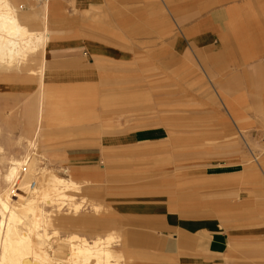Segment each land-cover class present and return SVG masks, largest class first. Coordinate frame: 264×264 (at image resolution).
I'll list each match as a JSON object with an SVG mask.
<instances>
[{
    "label": "crops",
    "instance_id": "crops-1",
    "mask_svg": "<svg viewBox=\"0 0 264 264\" xmlns=\"http://www.w3.org/2000/svg\"><path fill=\"white\" fill-rule=\"evenodd\" d=\"M4 2L3 12L11 11L29 31L23 40L32 46L23 57L1 52L0 80L15 79L19 88L29 81L31 90L37 82L43 89L31 92L19 110L32 139L43 137L48 144L49 132L42 129L67 116L82 114L86 121L109 124L101 134L94 128L72 135L98 141L63 143L69 145L61 164L73 178L98 181L107 169L114 177L112 171L144 161L140 146L173 138L172 193L148 192L142 185L129 193L116 178L110 196H93L94 205L108 203L123 221L127 242L163 264H264V162L255 155L264 130V0H47L27 12L19 5L29 0ZM7 37L0 31V38ZM14 38L20 42L19 35ZM184 73L203 75L213 94L207 98L210 110L183 119ZM135 75H148V87L156 91L152 104L159 109L148 112L155 125L134 128V122L146 119L118 112L119 91L135 88ZM97 91L109 93L108 119L95 117ZM183 122L190 137L225 139L209 151L222 157L183 167L178 140ZM4 141L0 136V144ZM35 142L28 144L34 148Z\"/></svg>",
    "mask_w": 264,
    "mask_h": 264
},
{
    "label": "rangeland",
    "instance_id": "rangeland-1",
    "mask_svg": "<svg viewBox=\"0 0 264 264\" xmlns=\"http://www.w3.org/2000/svg\"><path fill=\"white\" fill-rule=\"evenodd\" d=\"M26 5L27 7H25ZM26 5H24V7L21 9L22 12L29 11V7L36 8L37 6L32 0H29V3ZM32 68L35 69L34 72L37 71L36 67ZM29 72V70H24L22 74L25 76L28 75ZM7 73L8 72L5 73L6 77ZM147 77L148 75H135V81L133 84L135 88L119 91V114H124L128 110L130 112H134V116L137 117V119H146L145 121L134 122V128L143 125L157 124V121L150 120V118L152 119L153 116L148 115V112L151 113L153 111H157L159 107L152 104L156 98V91L149 89ZM150 77H152V75H150ZM24 80L30 79L25 78ZM2 82L5 83V88L2 89L1 92H4L5 96L1 98V102L5 103L3 105L0 103V132L2 131L0 136L4 135L5 144H0V188H5V191L10 190L15 200L18 198L22 199V197L19 196L20 191L16 190L18 183L15 186H13V184L16 181L19 182L25 171L22 170L20 177L18 179L16 178L14 182H11V179L8 180L6 175L8 174L11 162L18 160L20 164H23L26 160V157H31V160L28 162L26 161L27 164L25 167H28V165L31 163L30 165L35 172L41 171L44 168V170H51L46 171H48V174L54 173V175L58 177L67 179L65 180L66 182H70L71 180L77 181L79 186V191L77 193L74 192L76 195L72 199V202L69 201L68 198L67 200L60 198L54 200V203L51 206H46L41 202L35 204L39 207L44 205L43 211L46 212V217L49 223V226L46 230L48 231L49 235L56 234L57 237L53 238H58V241L63 242V240H67V238L73 234L84 237L89 241L96 237H103L107 234H112L114 238L111 246L116 252L115 255L118 257H122L121 255H123V259L119 261V264H163L160 261L161 258L151 254H145L142 253V251L134 249L133 246L135 244L132 242L128 243L126 239L127 235L123 233V221L115 216L114 212H112L111 208L107 205L108 203H102L101 206L98 205L100 208L97 210L94 209L93 196H99L101 200H104L106 197L110 196V184L113 183V180L116 178L117 184L119 186H125L126 189L129 190V193L132 192L133 186L136 185H142L144 190H147L148 192L150 189H153L154 191L159 189L158 191H160V193H163L164 190V192L167 194L172 193L174 174V154L172 152L174 146L173 138L171 137L166 142H162L161 144H146L144 146H140L137 148L139 153L147 154L144 156V161L140 162V165H130L127 170L117 172L112 171L114 177H110L111 171L107 169L101 171V179L98 181H83L80 179H75L61 164L63 160L62 152L65 150V148H68L67 146L69 145H65L63 143L67 140L71 144L75 143L74 145L81 142L83 143L84 140H91L92 142L95 140L98 141L99 138L81 139L72 137V135L87 134L95 129H97L99 134H101L102 131L109 130L108 122L104 123L103 121L99 120L86 121V116L82 114L78 116L74 115L70 117H60L61 119H59L58 122H53L51 119L50 125L42 129L44 132H49L47 137L48 144H46V138L42 141L41 138L43 137H40V139H32V132L27 133L24 129V124L21 117L19 116V110L21 109L23 101L29 96V94H31V92L37 94L38 91L43 89H40L41 86H39L40 84L37 82H35L36 87L32 90L30 89V86L34 85H30L29 81L27 83H21V88L15 87L17 84L15 79L11 80L10 78H6L3 81L0 80V83ZM96 93H98L95 101L96 105L92 107V109H94L95 117L97 119L103 117L108 119L110 114L109 93L108 91H97ZM180 93V111L182 113L183 119L186 118L190 113H195L196 111L206 112L212 108L211 105H207V98H210L211 100L213 94L212 89L208 81L201 74H182ZM120 102L123 104L120 105ZM127 102L133 105H129L127 107L125 105ZM197 102L202 104L197 105ZM92 117H94V115ZM68 118H72V121ZM186 123L188 124V122ZM186 123H182L183 136L178 138V140L181 142L180 156L182 158L183 167L199 162L206 163L208 161H212L213 159L222 157V155L219 153H212L209 151L212 149L210 146L217 144L219 145L225 139L190 137L189 134L191 133V130H189V126H184ZM99 124L102 125V128L99 127ZM170 135L172 134L170 133ZM30 139L32 141L36 140V147L33 148L32 146H29L28 143ZM103 140L108 142L109 138ZM245 140L250 142L249 137H246ZM255 140L256 139H254V141ZM238 141H240V139H238ZM87 144H89V142H87ZM242 144L244 143L242 142ZM163 150L169 151V153H162L161 151ZM246 153L247 158H251L247 151ZM255 155L258 157H256L257 162H264V154L255 153ZM108 156L109 155H105V158L102 159L103 163L107 162ZM130 158L131 159L129 160V163H134L132 155H130ZM115 173L117 174V177L115 176ZM4 175L7 184L9 183L8 186L4 181ZM262 177H264V175H262ZM111 178H113L112 182ZM164 187L166 189H164ZM53 198L54 197L52 196L51 199ZM15 200L10 202L14 203ZM71 203H80V208L75 210ZM26 217L27 216H25V218ZM29 219L32 221L31 218ZM17 228L19 230H24L25 225L20 224ZM47 251L52 255L55 252L54 249L50 248H47ZM55 253V255H58L57 251ZM61 254L63 253H59V255Z\"/></svg>",
    "mask_w": 264,
    "mask_h": 264
},
{
    "label": "bare ground",
    "instance_id": "bare-ground-1",
    "mask_svg": "<svg viewBox=\"0 0 264 264\" xmlns=\"http://www.w3.org/2000/svg\"><path fill=\"white\" fill-rule=\"evenodd\" d=\"M4 1L0 0V31L6 32L11 37L0 38V55L1 52L6 51L11 57L16 54H22L23 57V54L32 46L30 39L27 42L23 40L29 31L24 27L20 28L14 16L9 15L11 11L3 12L2 9L7 7V2ZM17 35L20 37V42L14 38ZM35 41L38 42L37 45H40L42 36L39 35ZM29 160L31 157H26L23 164H20L18 160L11 162L6 175L8 180L11 179V182H14L20 177L21 171H25L19 182L16 181L13 184L15 186L18 183L16 190L20 191L19 196L22 199L18 198L11 203L14 196L10 190L5 191L0 197V264H119L123 258L115 255L116 252L111 246L114 238L112 234L96 237L91 241L73 234L63 242L53 238L57 237L55 233V235H49L46 230L49 226L47 214L43 211L44 209L35 204L41 202L51 206L54 200L60 198L66 200L68 198L72 202L75 193L79 191V186L74 181L66 182L56 175L48 174V171L44 169L35 172L31 163L25 167ZM72 205L75 210L80 208V203ZM93 207L96 210L100 208L98 205ZM20 224L25 225L24 230L17 228ZM47 248L54 249L58 255H55V252L53 255L49 254ZM59 253L63 254L59 255Z\"/></svg>",
    "mask_w": 264,
    "mask_h": 264
},
{
    "label": "built area",
    "instance_id": "built-area-1",
    "mask_svg": "<svg viewBox=\"0 0 264 264\" xmlns=\"http://www.w3.org/2000/svg\"><path fill=\"white\" fill-rule=\"evenodd\" d=\"M35 3H44L47 0H32ZM24 5H19V8L22 9ZM258 141L260 145V153L264 154V130H262L258 136ZM34 185V181L31 182Z\"/></svg>",
    "mask_w": 264,
    "mask_h": 264
}]
</instances>
